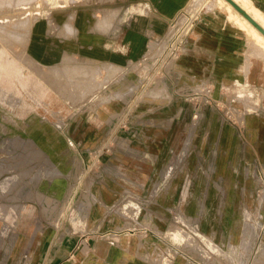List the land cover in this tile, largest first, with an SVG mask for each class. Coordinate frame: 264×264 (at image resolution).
<instances>
[{
    "label": "rangeland",
    "instance_id": "374dc122",
    "mask_svg": "<svg viewBox=\"0 0 264 264\" xmlns=\"http://www.w3.org/2000/svg\"><path fill=\"white\" fill-rule=\"evenodd\" d=\"M103 1L0 0V264H38L32 255L38 240L26 247L35 226L32 218H22L26 205L40 208L56 197L64 183L66 196L71 189L72 193L60 201L49 221L74 225L78 232L95 231L92 222L103 213H88L100 203L96 189L131 180L143 183L146 190L122 193L115 208L133 202L145 208L156 201L159 205L172 202L163 208L169 227L165 246L176 252L174 259L187 264H264V80L219 85L200 73L180 74L192 22L201 7L211 8L215 0H199L202 6L187 26L174 27L179 15L162 37L150 42L140 58L149 59V68L136 65L142 73L137 79H114L121 70L114 63L103 62V66L66 55L64 64L43 65L33 56L30 43L36 23L57 28L69 16L75 29L76 16L84 19L97 8L95 26L108 30L120 10L98 9L105 6ZM254 55L262 58L264 67V55ZM72 68H85L81 74L89 78L81 79ZM146 103L171 105L156 114L158 122L174 115L178 104L183 107L175 120H169L173 124L162 128L160 135L165 138L158 149L154 145L148 149L136 139L135 127H130L132 105ZM107 107L113 110L106 111ZM117 129L123 131L118 132L123 139L115 137ZM102 136L109 137L108 144H99ZM76 137L98 142L70 141ZM41 138L44 149L39 146ZM74 149H81L90 160L74 159ZM104 150L122 157L129 174L134 169L141 172L125 180L100 173L97 154ZM56 164L63 166L61 170H52ZM55 183L45 191L46 184ZM145 208L137 217L143 218ZM83 242L92 247L83 263L103 264L100 251L93 248L95 239L78 241L76 252Z\"/></svg>",
    "mask_w": 264,
    "mask_h": 264
},
{
    "label": "crops",
    "instance_id": "0c3cea01",
    "mask_svg": "<svg viewBox=\"0 0 264 264\" xmlns=\"http://www.w3.org/2000/svg\"><path fill=\"white\" fill-rule=\"evenodd\" d=\"M190 1L104 0L105 6L98 7V9L104 7V11L109 8L120 10L116 21L108 30L96 28L93 11L97 8H93L90 10L91 15H87L86 18L79 17L78 19L76 16L73 19L75 29L67 20L69 16L59 22L57 28L54 24L49 25L47 22L36 23L32 29L34 38L30 47L33 56L43 65L60 64L65 61L66 55H76L77 57L82 56L84 57L82 60H88L94 64L107 62L119 65L122 68L120 76L114 79H137L142 76V73L140 69H136V65L142 66L141 64H143L145 69L149 68L147 67L149 59L145 61L140 58L145 54L150 42L156 41L167 32L175 19L188 8ZM250 1L264 13V0ZM230 17V12L226 8L217 5H212L211 8L201 7L192 22L190 36L186 38L185 49L182 51L179 66L181 75L188 72L200 73L204 79L215 81L219 85L226 84V81L240 79L264 80V67L260 61L262 58L254 55L255 52L264 55V49L256 44L248 32ZM167 105L166 103L132 105L134 114L131 117L130 127H135L136 139L147 144L148 149H150V145L157 148L162 143L165 138L160 135L162 130L164 132L162 128L166 129L167 126H171L173 124H169L171 117L175 120L183 109L178 104L173 109L175 110L174 115L166 121L158 122L156 114L165 112L168 110L167 107L172 108L171 105ZM122 109L123 107L121 111ZM112 110L106 108V111ZM112 117L114 116L112 115ZM79 123L80 121L77 124ZM106 124H109L108 121ZM118 132L123 134V131L117 129L115 137L123 139ZM108 140L109 137L102 136L99 144H108ZM70 141L77 144L81 141L88 144L98 142L81 140L80 137L71 138ZM130 142H132L131 139ZM83 153L81 149L79 151L74 149V159L77 161L80 157L83 160L89 159ZM97 157L100 173L105 172L115 177L121 176L125 180L129 175L141 172L134 169V173L129 174L125 169L122 157L118 154L104 150L99 152ZM131 182L130 184L118 182L109 186L103 184L96 189L100 203H95L88 213L89 215L91 212L96 214L100 210H103V213L101 217L92 222V225L96 226L95 231L84 229V231L78 232L74 225L60 226L49 221V216L53 214V211L59 209L60 201L63 198H68L72 193L71 189L70 192L68 191L70 195L66 196L64 183L63 188L58 187L56 197H53L50 202H43L40 208L33 204L26 205L22 212V218L24 220L32 218L35 224L26 247L29 242L32 247L34 240H38L32 250L34 262L38 264H84L83 260L92 247L85 242L83 245L81 243L77 252L75 247L78 241H89L91 238L95 239L93 248L100 251L103 264H135L134 260H138L142 264H164L158 257L159 250H164L165 233L169 228L166 224L168 215L163 207H165L164 205L169 206L172 202L159 205V202L156 201L155 204L145 208L143 218L139 220L143 227L149 228L148 234L143 236L141 229L127 231L124 229L127 221L119 211L115 210V205L124 192L146 190L143 183L136 184L132 180ZM75 203L73 200L69 209H72L74 207L72 205ZM43 213H47L48 216H43ZM73 216L75 217L76 214ZM90 218L92 217L90 216ZM89 223L88 220L85 222L87 225ZM66 240L77 242L72 246H67L63 244V241ZM71 253L73 257L68 258ZM66 258L67 260H64ZM175 263L187 264L179 258L172 260L171 264Z\"/></svg>",
    "mask_w": 264,
    "mask_h": 264
},
{
    "label": "bare ground",
    "instance_id": "6f19581e",
    "mask_svg": "<svg viewBox=\"0 0 264 264\" xmlns=\"http://www.w3.org/2000/svg\"><path fill=\"white\" fill-rule=\"evenodd\" d=\"M205 1V0H204ZM239 4H241L255 19H257L263 26H264V13H262L258 8H256L255 7V5L250 1V0H236ZM198 2H199V0H193L192 1V3H191V5H190V7L188 8V12L186 11V12H184V13H182L181 15H180V17H179V19L177 20V22H176V24H174V27H177V25H179L181 28L183 27V26H187V24H188V21L190 22V19L193 17L192 15H194L195 14V12L199 9V7H201V6H198ZM200 4V3H199ZM215 5H217L218 7H223V8H226L229 12H230V16L233 18V20L236 22V23H238V25H240L241 27H243L247 32H248V34H249V36H250V38L253 40V41H255L256 42V44H258V45H260V47H262L263 49H264V34L263 33H261L244 15H242L237 9H235V7L229 2V1H227V0H215ZM112 10V9H111ZM110 10V11H111ZM113 11V10H112ZM115 11V10H114ZM113 13H115V12H113ZM109 15V14H108ZM196 15V14H195ZM107 16V15H106ZM100 17V16H99ZM104 17V16H103ZM230 17V18H231ZM104 19H106V18H104ZM112 18H108V20H111ZM112 20H114V19H112ZM97 22V21H96ZM114 22V21H113ZM104 23V22H103ZM100 24H102V22L100 23ZM113 25V24H112ZM111 26V25H110ZM178 26V27H179ZM174 27L171 29V30H174ZM110 28V27H109ZM185 29V28H184ZM107 30V29H106ZM105 30V31H106ZM179 31V30H178ZM261 48V49H262ZM263 51V50H262ZM66 58H67V56H66ZM69 58V57H68ZM71 59V58H70ZM73 59V58H72ZM68 60V59H67ZM64 64V63H63ZM74 64V63H73ZM78 64V63H77ZM80 64H83V63H81L80 62ZM108 64V63H107ZM105 65V66H107V68H108V65ZM113 64V63H112ZM79 65V64H78ZM86 64H85V62H84V66H85ZM103 66H104V64H102ZM68 66V65H67ZM66 66V67H67ZM81 66V65H80ZM83 66V67H84ZM112 66V65H111ZM111 66H109V67H111ZM116 66V65H115ZM88 67H89V63H88ZM90 67H92L91 65H90ZM117 67H120V66H116V69H118ZM82 68V67H81ZM112 68V67H111ZM85 69V68H84ZM84 69H77V68H72L71 70L76 74V75H78V74H81V72H83L84 71ZM115 69V70H116ZM119 69H121L122 70V68H119ZM67 70H69V68L67 69ZM86 70V69H85ZM90 70V69H89ZM99 70V69H98ZM110 70H112V69H110ZM120 70V71H121ZM66 71V70H65ZM87 71V70H86ZM92 71V70H91ZM107 71H109V70H107ZM114 71V70H113ZM101 72V71H100ZM117 72V71H116ZM91 73H93V72H91ZM97 73V72H96ZM109 73V72H108ZM111 73V72H110ZM88 74H90V72L88 73ZM98 74H100V73H98ZM117 74V73H116ZM116 74H114V76L113 77H115V75ZM108 75V74H107ZM85 76L87 77V79L89 78L88 77V75H84V74H81V79L82 78H85ZM93 76V75H92ZM91 76V77H92ZM109 76V75H108ZM109 77H111V76H109ZM79 78V77H78ZM96 78V77H95ZM108 78V77H107ZM91 79V78H90ZM105 79V78H104ZM80 80V79H79ZM84 80V79H83ZM85 81V80H84ZM92 81V80H91ZM94 81V80H93ZM93 81H92V83H93ZM83 84H85V82L83 83ZM96 84H98L97 82H96ZM102 84V83H101ZM89 85H91V83L89 84ZM104 85V84H103ZM103 85H102V87H103ZM101 87V86H100ZM101 87V88H102ZM93 88V87H92ZM91 90V89H90ZM92 90H94V88L92 89ZM96 90V89H95ZM93 92V91H92ZM97 92V91H96ZM99 92V91H98ZM93 93H95V92H93ZM92 93V94H93ZM99 96H101V95H99ZM100 99V98H99ZM34 134L35 133H33V137H35L34 136ZM37 135V134H36ZM44 138V137H43ZM39 146H40V148L42 149H44V147L46 146V143H45V140L44 139H40V141H39ZM55 168L54 169H52L53 171H57V170H61V168L63 167L62 165H57L56 164V166H54ZM57 167V168H56ZM54 185H57V183H55V184H46L45 186H44V189H45V191H50L51 190V187L52 186H54ZM44 191V190H43ZM176 228H178V227H176ZM177 239V238H176Z\"/></svg>",
    "mask_w": 264,
    "mask_h": 264
},
{
    "label": "built area",
    "instance_id": "2783aa9c",
    "mask_svg": "<svg viewBox=\"0 0 264 264\" xmlns=\"http://www.w3.org/2000/svg\"><path fill=\"white\" fill-rule=\"evenodd\" d=\"M131 206V207H130ZM145 208L143 205H140L139 203L133 202V204H127L121 205L118 208L116 207L115 210L119 211L121 215L126 219V226H124V229L127 231H139L142 230L141 234L146 235L149 232V228L143 227L139 216L137 217L138 213L142 211V209ZM128 212H131L133 216H128ZM182 213V212H181ZM186 217V216H184ZM187 218V217H186ZM166 239V238H165ZM176 252H171V248L168 246L164 247V250H159L158 257L163 261L164 264H171L172 260L175 258ZM194 264V263H193Z\"/></svg>",
    "mask_w": 264,
    "mask_h": 264
},
{
    "label": "water",
    "instance_id": "95a60500",
    "mask_svg": "<svg viewBox=\"0 0 264 264\" xmlns=\"http://www.w3.org/2000/svg\"><path fill=\"white\" fill-rule=\"evenodd\" d=\"M229 1L235 9H237L242 15H244L261 33L264 34V26L255 19L241 4L236 0H227Z\"/></svg>",
    "mask_w": 264,
    "mask_h": 264
}]
</instances>
